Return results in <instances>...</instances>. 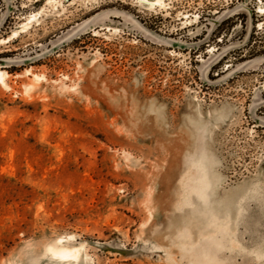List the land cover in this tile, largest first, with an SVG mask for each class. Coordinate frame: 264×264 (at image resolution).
<instances>
[{"label": "rangeland", "instance_id": "1", "mask_svg": "<svg viewBox=\"0 0 264 264\" xmlns=\"http://www.w3.org/2000/svg\"><path fill=\"white\" fill-rule=\"evenodd\" d=\"M0 70V264H264V0H0Z\"/></svg>", "mask_w": 264, "mask_h": 264}, {"label": "bare ground", "instance_id": "2", "mask_svg": "<svg viewBox=\"0 0 264 264\" xmlns=\"http://www.w3.org/2000/svg\"><path fill=\"white\" fill-rule=\"evenodd\" d=\"M17 31V30H16ZM14 32V31H13ZM17 34V33H15ZM4 71L0 70V79H3ZM77 250H70L68 248L60 247L58 249H53V254L58 257H75Z\"/></svg>", "mask_w": 264, "mask_h": 264}]
</instances>
